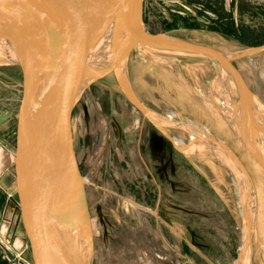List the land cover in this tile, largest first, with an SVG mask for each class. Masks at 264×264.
<instances>
[{
	"label": "rangeland",
	"instance_id": "obj_1",
	"mask_svg": "<svg viewBox=\"0 0 264 264\" xmlns=\"http://www.w3.org/2000/svg\"><path fill=\"white\" fill-rule=\"evenodd\" d=\"M142 19L151 33L230 56L262 46L233 62L264 111V0H143ZM8 64L11 100L20 74ZM121 70L125 84L114 73L102 77L72 116L91 264H242L249 243L248 264H264V166L234 121V105L243 101L229 72L219 74L207 55L153 46H137ZM129 86L151 117L131 100ZM244 180L255 191L250 211Z\"/></svg>",
	"mask_w": 264,
	"mask_h": 264
},
{
	"label": "water",
	"instance_id": "obj_2",
	"mask_svg": "<svg viewBox=\"0 0 264 264\" xmlns=\"http://www.w3.org/2000/svg\"><path fill=\"white\" fill-rule=\"evenodd\" d=\"M142 1L20 0L13 32L0 17L4 33L0 37L12 39L14 49V57L0 60L15 64L20 74L8 122L7 158L23 264H91L72 229L78 208L90 219L86 181L74 149L72 116L84 92L109 73L118 77L122 61L137 46L209 56L229 70L239 101L252 114L242 98L248 88L233 60L262 46L230 56L209 45L151 33L144 27ZM109 16L107 42L84 59L74 39ZM124 89L144 117H151L130 86Z\"/></svg>",
	"mask_w": 264,
	"mask_h": 264
},
{
	"label": "bare ground",
	"instance_id": "obj_3",
	"mask_svg": "<svg viewBox=\"0 0 264 264\" xmlns=\"http://www.w3.org/2000/svg\"><path fill=\"white\" fill-rule=\"evenodd\" d=\"M5 4L7 5V7H5ZM19 4H20V0H0V7H2V10L0 9V17H4L3 20L7 22L10 32H13L15 14L17 12ZM3 6H4V8H3ZM6 8H8L9 10L8 9L6 10ZM111 20H112V16L105 17L104 19L100 20L94 26L87 27L84 30H82L81 33H79V35L74 39L75 44L76 45L78 44L76 47H80L78 49L82 50L84 59L87 58L89 55H92L96 50H99L101 48V46H103L107 42L106 38L109 34ZM0 33L2 34L3 31L0 30ZM11 40H7L6 41L7 44L5 46V41L2 40V38H1L0 59L1 58L14 57L13 42ZM144 50H145V48H144ZM3 54H5V57L3 56ZM217 65L219 67V74H221L223 72L228 73L229 70L227 68L223 67L219 62L217 63ZM118 71H119L118 72L119 81H121L122 84H125L126 80L124 77V73L122 72V70H118ZM243 98H245V101H247V104L250 107L252 114L249 113L250 111L246 107H243L241 105L236 104V105H234L235 110L232 111L233 112L232 115H233L234 121L237 122V124H238L237 128H238V131L240 132V136L245 140L248 147L250 148L252 153L255 155V157L259 160V162L262 164V166H264V132H263L264 131V111H262L261 107L257 105V103L255 101L256 98H253V96L249 93V91H247V95H245V96L243 95ZM252 101L254 103H256V106L254 104L255 109H252V106L250 104V103H252ZM222 102L225 103L224 100H222ZM216 103H217V101H216ZM239 103H240V101H239ZM226 108H227V106H226ZM203 136L201 138H205V139L207 138V137H205V136L203 137ZM200 140H203V139H200ZM197 141H199V140H197ZM211 142H212V138H211ZM209 143H210V141H209ZM178 145L180 146V148H181V146H183V144H181V143H178ZM218 146H220L219 148H221V151L224 150V151H226V153L229 151L228 146H226L222 142H219ZM230 156H231V154H230ZM233 159H235V157ZM243 168H244V166H243ZM244 187H246L244 190L245 192L243 193L244 204L246 206L245 207L246 210L250 211L252 206H253L252 202H253V195H254L255 191H254V188L251 187V185H250L251 191L249 190V185H248V182H246V180H244ZM246 214H248V213H246ZM247 217H248L247 219H250L249 214ZM250 220H252V219H250ZM72 229H73V232L75 233V235L77 236V238L80 240V243L83 246V249L87 255V259H89L90 263H91V256H92L91 251H90V244H91V240H92V237H91V234H92L91 233V220L90 219H89V221L87 220L86 214H85L84 210L81 209V207L78 208V211L76 212V214L73 217V228ZM249 240H250V238H249ZM244 246H245V249H244V255H242L243 256L242 264H248V262H249L248 257L250 254L249 248L251 245L249 243V245L246 244Z\"/></svg>",
	"mask_w": 264,
	"mask_h": 264
},
{
	"label": "crops",
	"instance_id": "obj_4",
	"mask_svg": "<svg viewBox=\"0 0 264 264\" xmlns=\"http://www.w3.org/2000/svg\"><path fill=\"white\" fill-rule=\"evenodd\" d=\"M8 66V63L0 62V264H18V257L22 254V241L7 158L8 122L11 115L9 103L14 100L13 95L11 100L9 97Z\"/></svg>",
	"mask_w": 264,
	"mask_h": 264
},
{
	"label": "trees",
	"instance_id": "obj_5",
	"mask_svg": "<svg viewBox=\"0 0 264 264\" xmlns=\"http://www.w3.org/2000/svg\"><path fill=\"white\" fill-rule=\"evenodd\" d=\"M228 31H230V30H228ZM231 33H234V34H236V35H238V32H237V30H236V28H234L233 26H232V29H231V31H230ZM241 38V37H240ZM248 43V42H247Z\"/></svg>",
	"mask_w": 264,
	"mask_h": 264
},
{
	"label": "built area",
	"instance_id": "obj_6",
	"mask_svg": "<svg viewBox=\"0 0 264 264\" xmlns=\"http://www.w3.org/2000/svg\"><path fill=\"white\" fill-rule=\"evenodd\" d=\"M18 264H23L22 263V255H20L19 257H18V262H17Z\"/></svg>",
	"mask_w": 264,
	"mask_h": 264
}]
</instances>
